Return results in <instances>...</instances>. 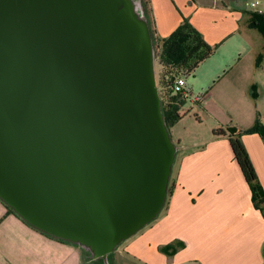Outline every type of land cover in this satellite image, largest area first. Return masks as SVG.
Masks as SVG:
<instances>
[{"label": "water", "instance_id": "obj_1", "mask_svg": "<svg viewBox=\"0 0 264 264\" xmlns=\"http://www.w3.org/2000/svg\"><path fill=\"white\" fill-rule=\"evenodd\" d=\"M156 59L143 0H0V198L102 264L167 199Z\"/></svg>", "mask_w": 264, "mask_h": 264}, {"label": "crops", "instance_id": "obj_2", "mask_svg": "<svg viewBox=\"0 0 264 264\" xmlns=\"http://www.w3.org/2000/svg\"><path fill=\"white\" fill-rule=\"evenodd\" d=\"M253 1L143 0L160 44L187 18L210 45L217 46L187 85L194 94L195 89L206 91L209 102L217 94L232 107L227 108L232 111L229 119L244 130L255 125L256 117L264 125V54L252 42L258 36L253 23L264 15V8L261 0L257 5ZM216 125H211L212 134L204 141L183 147L177 143L165 205L156 222L125 246L126 253L150 263V252L142 254L143 250L157 245L167 254L161 255L164 263L156 264H264V203L255 206L229 137L215 135L213 130L221 127ZM242 140L264 192V139L246 132ZM92 260L98 261L85 259L77 244L33 227L0 198V264Z\"/></svg>", "mask_w": 264, "mask_h": 264}, {"label": "trees", "instance_id": "obj_3", "mask_svg": "<svg viewBox=\"0 0 264 264\" xmlns=\"http://www.w3.org/2000/svg\"><path fill=\"white\" fill-rule=\"evenodd\" d=\"M253 25L261 28L264 33V15L257 16ZM150 26L154 36V29L151 24ZM154 40L155 44L158 43L155 36ZM160 46L159 59L161 71L158 77V86L162 101L164 120L170 131V128L183 118L181 109L184 104H186V99L184 98L182 91L175 88L174 81L176 77L178 75H191L201 62L213 54L217 46L210 45L201 32L195 28L187 18L183 19L181 24L171 33V35L162 39ZM258 63H260V59ZM246 132L258 133L264 139V125L259 119H257L255 125L249 130H244L233 123L213 130V133L217 136L229 137L235 159L237 160L245 179L251 186L253 202L255 203V206L259 207L264 203V192L259 182L254 163L242 140V135ZM7 207L10 211L15 212L10 206L7 205ZM84 253L86 252L84 251Z\"/></svg>", "mask_w": 264, "mask_h": 264}, {"label": "rangeland", "instance_id": "obj_4", "mask_svg": "<svg viewBox=\"0 0 264 264\" xmlns=\"http://www.w3.org/2000/svg\"><path fill=\"white\" fill-rule=\"evenodd\" d=\"M255 1V0H254ZM262 7L264 8V0H261ZM257 33V37L253 39V44L258 45L261 52L264 54V33L261 28L258 26L254 27ZM157 49V59H156V72H157V80L159 77V73L161 71V64L159 59V51L158 46H160V42L155 44ZM193 79V75L186 76V81L190 84V81ZM189 86V85H188ZM191 86V85H190ZM206 91H199L195 89V95L204 96V100L201 102H193L188 99L186 104L181 109V114L183 118L180 119L176 124L170 128V134L175 143H179V146L183 147L184 145L192 144L195 141H204L210 137L212 132L210 133V127L212 124H217L216 126L224 127L230 123L236 124L234 120L231 118L230 112H228L227 108H232L230 105L226 104L222 99L217 98V94L215 95V99L210 102L207 101L205 96ZM254 107H252L253 109ZM256 110V109H255ZM257 121V117L255 119ZM237 125V124H236ZM219 128V127H218ZM156 222V218L153 219L148 226L140 229L135 235L125 240L119 247L116 252L113 253L116 264H156L163 261L164 258L161 256L162 254H167L163 248L155 245L151 247L149 250H143L142 254H148L147 256L150 259V263L143 261V257L140 255L138 257H134L126 253L125 246L137 238L140 233L146 228L151 226ZM159 250V253L157 252ZM126 253V254H125ZM146 256V255H145ZM85 259H89L87 253H85ZM91 264H102V260L94 261L92 260Z\"/></svg>", "mask_w": 264, "mask_h": 264}, {"label": "built area", "instance_id": "obj_5", "mask_svg": "<svg viewBox=\"0 0 264 264\" xmlns=\"http://www.w3.org/2000/svg\"><path fill=\"white\" fill-rule=\"evenodd\" d=\"M259 3V0L253 1V5H257ZM175 88L177 90L182 91V94L184 98L186 99V102L188 99L192 100L193 102H201L204 100V96L202 95H195L191 88L187 85L186 76L184 75H178L174 81ZM185 105V104H184Z\"/></svg>", "mask_w": 264, "mask_h": 264}, {"label": "flooded vegetation", "instance_id": "obj_6", "mask_svg": "<svg viewBox=\"0 0 264 264\" xmlns=\"http://www.w3.org/2000/svg\"><path fill=\"white\" fill-rule=\"evenodd\" d=\"M112 255V254H111Z\"/></svg>", "mask_w": 264, "mask_h": 264}]
</instances>
